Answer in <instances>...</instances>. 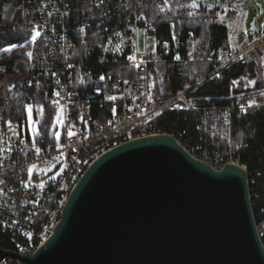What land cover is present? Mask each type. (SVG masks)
Here are the masks:
<instances>
[{
    "label": "built area",
    "instance_id": "1",
    "mask_svg": "<svg viewBox=\"0 0 264 264\" xmlns=\"http://www.w3.org/2000/svg\"><path fill=\"white\" fill-rule=\"evenodd\" d=\"M209 1L208 7L192 6L189 0H19L20 20L32 34L24 44L26 70L8 88L5 99L28 101L26 108H39L36 118L41 109L43 114L38 134L31 137L26 116L10 120L0 110L1 248L32 255L59 221L62 206L84 171L102 154L131 140L169 134L215 169L228 163L245 168L238 163L240 147L231 140L232 121L264 107V95L242 96L224 108L198 107L188 97L195 84L161 102L152 97L153 69L158 65L214 62L217 66L208 77L236 61L264 63V35L248 41L252 33L239 27L233 0ZM192 18L225 23L227 44L218 56L206 53L200 43L182 41L175 23ZM158 23L168 25L167 35ZM33 29L39 32L35 40ZM4 71L1 66L0 73ZM36 94L41 102L34 104ZM178 112L198 113L202 136L185 139L156 124ZM48 118L51 126L42 130ZM48 160L60 162L55 180L44 185L27 180L33 166ZM0 264L18 262L6 256Z\"/></svg>",
    "mask_w": 264,
    "mask_h": 264
},
{
    "label": "water",
    "instance_id": "2",
    "mask_svg": "<svg viewBox=\"0 0 264 264\" xmlns=\"http://www.w3.org/2000/svg\"><path fill=\"white\" fill-rule=\"evenodd\" d=\"M6 256L18 264H264V244L246 168L215 169L157 134L99 156L34 253L0 247Z\"/></svg>",
    "mask_w": 264,
    "mask_h": 264
},
{
    "label": "trees",
    "instance_id": "3",
    "mask_svg": "<svg viewBox=\"0 0 264 264\" xmlns=\"http://www.w3.org/2000/svg\"><path fill=\"white\" fill-rule=\"evenodd\" d=\"M158 24L164 35H167L168 25ZM175 24L184 43H200L203 50L214 57L218 56L221 48L227 44L226 27L221 20L192 18ZM0 25V48L9 44L17 45L12 51L3 54L0 52V67L5 66V71L0 73V110L8 119L17 120L25 118L28 101L15 103L5 99V96L8 88L19 80L26 70L24 55L27 45L24 44L32 34L20 20L19 0H0ZM260 34L264 35V22ZM255 35L252 33L248 41L254 40ZM216 66L214 62L158 65L153 69L152 97L156 102H161L169 95L195 84L188 97L198 107L224 108L239 97L255 96L264 92V63L244 64L236 61L223 68L218 75L206 77ZM32 90L34 93L35 88ZM38 97L39 94L34 96V104L41 102ZM49 118L42 130L50 128ZM156 124L161 126L163 131L175 135L179 133L185 139L197 140L202 136L198 113H168ZM45 130L44 137L48 138ZM231 140L234 146L240 147L238 163L244 165L248 173L252 208L264 244V107L234 117ZM2 245L0 243V246Z\"/></svg>",
    "mask_w": 264,
    "mask_h": 264
},
{
    "label": "rangeland",
    "instance_id": "4",
    "mask_svg": "<svg viewBox=\"0 0 264 264\" xmlns=\"http://www.w3.org/2000/svg\"><path fill=\"white\" fill-rule=\"evenodd\" d=\"M253 3L260 4L263 10L262 14L257 13L255 7L251 5V0H233L234 3H242V13L244 14V18L241 22V24H238L240 28L245 29L248 32L250 31V24L254 20L255 25L257 28H259V32H252L253 34H256L255 37H257L258 34H260L261 25L264 22V0H252ZM189 3L192 6L197 5H206L210 6L212 3L209 0H189ZM233 4V3H232ZM238 15L240 12H237ZM139 41L141 40V31L139 32L138 36ZM31 109V118L29 119L28 109ZM26 108V124L28 131L33 137L35 134H38L39 132V123L42 118L43 110L41 109V114L39 117H35L34 111H38L39 108L37 106H29ZM57 123V119L55 120V124ZM55 125H53L54 127ZM61 130V122L57 126L56 133L58 134ZM246 168V167H245ZM61 172V166L59 160H48L40 164H36L33 166L27 175V180L36 182L38 185H44L46 183H49L53 180H55ZM34 177V178H33Z\"/></svg>",
    "mask_w": 264,
    "mask_h": 264
},
{
    "label": "snow or ice",
    "instance_id": "5",
    "mask_svg": "<svg viewBox=\"0 0 264 264\" xmlns=\"http://www.w3.org/2000/svg\"><path fill=\"white\" fill-rule=\"evenodd\" d=\"M32 31H33L32 40H35V39H36V36L39 35V32H37L36 29H33ZM16 47H17L16 44H9V45H7L6 47L0 48V52H9V51H12L13 49H15ZM27 55H28V56H31L32 53H31V52H28ZM175 58H176L177 60L180 59L179 56H176ZM129 59H130V60H135V57H129ZM101 79H103V77H101ZM233 83L235 84L236 81H233ZM250 83H251V82H250ZM13 87H14V86H13ZM57 95H59V93H57ZM261 95H264V92H262ZM109 99H115V98H114V97H109ZM249 106H251V105H249ZM242 107H243V106H242ZM113 111H115V109H113ZM28 114H29V119H30V118H31V109H30V107H29V109H28ZM57 122H60L59 113L57 114ZM57 135H58V134H57ZM71 135H73V133H72V132H69V136H71ZM36 151H37V153H39L40 149L37 148ZM0 183H2V181H0ZM25 186H27V185H25Z\"/></svg>",
    "mask_w": 264,
    "mask_h": 264
},
{
    "label": "crops",
    "instance_id": "6",
    "mask_svg": "<svg viewBox=\"0 0 264 264\" xmlns=\"http://www.w3.org/2000/svg\"><path fill=\"white\" fill-rule=\"evenodd\" d=\"M255 26H256V25H255ZM257 30H259V28L256 27V31H255V32H257ZM251 33H252V32H251Z\"/></svg>",
    "mask_w": 264,
    "mask_h": 264
}]
</instances>
